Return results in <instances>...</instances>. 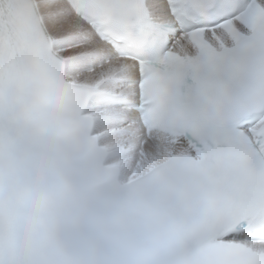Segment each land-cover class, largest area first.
<instances>
[{
    "label": "snow or ice",
    "instance_id": "obj_1",
    "mask_svg": "<svg viewBox=\"0 0 264 264\" xmlns=\"http://www.w3.org/2000/svg\"><path fill=\"white\" fill-rule=\"evenodd\" d=\"M0 264H264V0H0Z\"/></svg>",
    "mask_w": 264,
    "mask_h": 264
}]
</instances>
